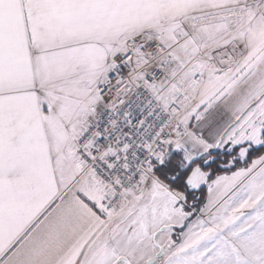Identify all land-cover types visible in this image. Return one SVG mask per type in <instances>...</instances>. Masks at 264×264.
<instances>
[{
  "label": "snow or ice",
  "instance_id": "snow-or-ice-1",
  "mask_svg": "<svg viewBox=\"0 0 264 264\" xmlns=\"http://www.w3.org/2000/svg\"><path fill=\"white\" fill-rule=\"evenodd\" d=\"M0 264H264V0H0Z\"/></svg>",
  "mask_w": 264,
  "mask_h": 264
}]
</instances>
